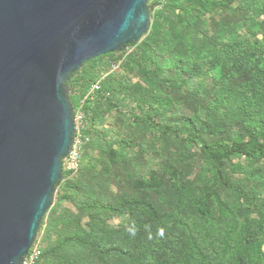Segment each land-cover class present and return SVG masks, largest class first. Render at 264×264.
Wrapping results in <instances>:
<instances>
[{
    "label": "rangeland",
    "instance_id": "rangeland-1",
    "mask_svg": "<svg viewBox=\"0 0 264 264\" xmlns=\"http://www.w3.org/2000/svg\"><path fill=\"white\" fill-rule=\"evenodd\" d=\"M154 2L147 3L148 32L130 47L131 58L118 77L124 93L100 103L89 147L81 168L72 177L76 187L70 197L74 199L60 198V192L55 189L54 200L40 222L35 239L43 248H52L56 240L54 228L64 218L73 216L75 221V215H79L81 223L71 228L72 235H79L78 241L103 242L105 248L119 247L133 260L127 261L122 256L104 260L93 249L81 244L71 248L69 244L47 259L46 264H73L76 259L77 264H166L172 255L180 264H195L190 258L193 240L213 264L242 263L238 256H243L248 244L253 248L252 253L264 260V227L258 229L249 221L258 217L248 211L251 205L243 197V193L255 190H263L260 193L264 197V161L233 157L218 168L204 161L199 143H186L180 133L177 138L164 129L169 126L175 131L190 119L198 130L208 121V111L199 105L203 102L196 97L202 88L194 82L203 79L198 67L204 65L197 57L205 56L206 47L215 46L218 50L219 46L230 43L240 51L246 41L263 43L264 0H179L163 11L169 17L167 21L158 20L163 38L150 40L148 36L157 13L153 10ZM166 36L172 38L169 44L163 42ZM210 62L209 56L204 72L209 78L216 76L224 80L220 66ZM99 63L88 66L95 69ZM188 66H192L189 73ZM155 67L161 71H155ZM191 78L187 86L196 96L186 89V80L189 82ZM233 81L231 87L239 88L240 82ZM137 83L147 88V95L127 94ZM68 88L69 100L80 93L69 85ZM211 92L216 93L213 97L220 96V87H214ZM190 95L196 98L195 105L190 102ZM247 116L253 119L256 111L249 109ZM228 130L240 135L235 126ZM242 138L248 140L245 134ZM139 185L143 187L138 189ZM207 188L213 194L209 203L211 218L202 219L186 198L180 199L177 193L186 189L197 202L205 197ZM129 200L155 207L154 217L143 214L145 210L131 209L134 223L144 229L139 226L131 229L129 215L113 217ZM84 204L92 208L82 214L79 209ZM164 204L168 207L163 208ZM100 222H105L107 229L102 237L94 238L95 223ZM47 226L51 228L47 230ZM247 231L255 232V237L249 238Z\"/></svg>",
    "mask_w": 264,
    "mask_h": 264
},
{
    "label": "water",
    "instance_id": "water-1",
    "mask_svg": "<svg viewBox=\"0 0 264 264\" xmlns=\"http://www.w3.org/2000/svg\"><path fill=\"white\" fill-rule=\"evenodd\" d=\"M149 0H0V264H23L63 179L71 76L137 43Z\"/></svg>",
    "mask_w": 264,
    "mask_h": 264
},
{
    "label": "trees",
    "instance_id": "trees-1",
    "mask_svg": "<svg viewBox=\"0 0 264 264\" xmlns=\"http://www.w3.org/2000/svg\"><path fill=\"white\" fill-rule=\"evenodd\" d=\"M178 1L179 0H167L160 9H156L157 3L154 2L153 10L155 9V12L157 13L154 15V23H152L148 36L150 40L155 38L159 39V37L163 38V32H161L162 26L160 30L158 20L164 18L165 21H167L169 17L165 16L163 11H167L172 4L177 3ZM165 33L168 35L167 32ZM167 37L168 36H166L163 42L169 44V41H172V38L169 39ZM134 44L135 43H132L128 46H133ZM205 52V56L201 58L197 57V60H203L204 65H206L207 57L210 56V64L220 66L221 71L224 73V80L217 78L216 76L215 78H209L207 73L203 70L204 65H199L198 69L203 73V79L195 81L194 83L198 84L202 89L200 92L197 91L199 92L197 93V96L193 92H189V90L192 91L193 89H189L187 85L193 78L189 79V82L186 80V89L189 94L199 97L203 102L199 105H202V107L207 109L208 112L206 117L208 118V121L200 125L198 130H196L194 122L189 119L185 120L181 126L175 129V131L171 130L173 128L169 126H164L165 131L170 130V133L177 135V138L180 137L178 136L180 133L182 135L180 138L186 143H199L201 146L200 155L204 161L212 165H217L218 168H222L227 162L231 161L233 157H245L246 159L259 158L264 161V42L257 44L255 42L246 41L245 47L240 51L236 50L232 44L225 43L221 47L219 46L218 50H216L215 46L210 48L206 47ZM112 56L115 57L110 58ZM129 58L131 57L128 56L125 60L120 73L123 72V67L128 64ZM99 60H101L100 63ZM116 60L117 53L108 54L91 60L85 63L80 71L71 76L68 83L71 89L74 88L75 91L80 92L70 100L73 109H76L84 100L83 111L90 116L89 130L87 132L89 136L94 131L95 119L98 115L100 103L105 100L109 102L113 100V97H116L115 95L124 93L122 90V82L118 79L120 73L111 74L101 82V89L96 93L94 98L84 99L92 83L97 81L99 77L104 74V71L108 68L109 62ZM97 62L99 63L98 66L93 65L94 67L97 66L95 69H91L88 66L92 63L97 64ZM154 70L157 72L161 71L159 67H155ZM191 71L192 66H188L187 72L189 73ZM192 75L193 72L190 76ZM232 75L236 76V78L232 77ZM233 79L240 82L239 88L231 87L234 83ZM217 86L220 87L221 94L220 96L213 97L216 93H212L211 89ZM207 88H210V92ZM140 92H142V95H147L148 90L137 83L127 91V94L130 93L139 97L137 93ZM202 93L204 94L202 95ZM193 96H191L190 102L195 105L194 102L196 98ZM249 109L256 111V116L253 119L247 116ZM231 126L237 127L240 135L235 136L233 132L229 131L228 128H231ZM243 134L248 136V140H243ZM89 144H87L85 150L88 149ZM72 177L73 176L64 173L63 179L56 184L55 189L57 193L60 192V198L68 199L69 201L74 199L73 196L70 197V195H72L71 191H75L76 187V180ZM142 187L143 185H139L138 189H141ZM262 191L255 190L254 192H247V194L243 193L245 201L251 205L248 211L256 213L258 217L256 220L251 218L249 221L258 229L264 227V197L260 193ZM189 194L190 191L182 189L178 191L177 196L180 199L184 196L187 203L191 205L200 218H211L209 203L213 194H211L210 189L207 188L205 197L199 199L197 202L193 201ZM165 207H168V204H164L163 208ZM90 208H92L90 205L84 204L79 209V212L84 214L85 211L90 210ZM132 208L145 210L143 211V214L152 217H154V213H156L155 207L153 206L150 207L146 205V203L140 205L129 200L125 202L123 210L115 211L113 217L119 218V216L122 217L124 215H129V227L131 229H135L136 226L144 229L141 224L137 225L134 223L135 217L132 214ZM53 211L55 214L57 213L55 208ZM75 217V221H73V216L70 219L64 218L62 224L54 228L56 234L55 243L50 249L47 247L43 248L42 246L41 255L36 264H46L47 259L54 256L61 247L69 244L71 248L77 244H81L84 248L93 249L95 254L104 260L119 256L124 257L127 261L133 260L132 256L127 254V251H123L119 247L108 246L105 248L103 242L91 243L84 239L78 241L79 235L77 234L78 237L72 235L71 230L72 227L81 223L79 215H75ZM95 225L97 234H94L96 235L94 238H100L103 236L102 234L106 231L107 227L105 226V222H100V224L95 223ZM50 228V226L46 227L47 230ZM246 234L252 239L256 235V233L252 231H247ZM74 242H76V244H73ZM83 243L85 245H83ZM191 244L192 246L190 250L193 252L190 256L191 263L213 264L208 256L206 257L201 253L202 251L196 245L195 240H193ZM252 249L251 245L248 244V248L243 256H238V259H240L239 262L243 259V262L239 264H264V260L252 253ZM169 257L170 260L168 259L165 262L166 264H180L173 255ZM73 264H77V259Z\"/></svg>",
    "mask_w": 264,
    "mask_h": 264
},
{
    "label": "built area",
    "instance_id": "built-area-1",
    "mask_svg": "<svg viewBox=\"0 0 264 264\" xmlns=\"http://www.w3.org/2000/svg\"><path fill=\"white\" fill-rule=\"evenodd\" d=\"M167 0H156V9H160ZM130 47L125 46L123 50L117 52V60L109 62L108 68L104 71V74L99 79L92 83L89 91L86 94L87 98H94L96 93L101 89V82L111 74L120 73L122 66L130 54ZM84 100L80 105L73 109L72 121L74 132L72 135V143L69 153L61 160L62 174H68L74 176L82 165V158L85 152L87 144L90 142V136L88 135L90 116L83 111ZM42 250V244L34 242L27 256L24 259L23 264H36Z\"/></svg>",
    "mask_w": 264,
    "mask_h": 264
}]
</instances>
